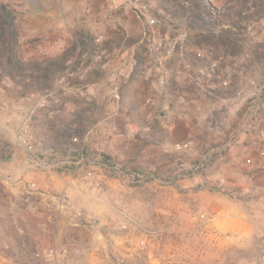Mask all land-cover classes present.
Instances as JSON below:
<instances>
[{"label":"rangeland","instance_id":"rangeland-1","mask_svg":"<svg viewBox=\"0 0 264 264\" xmlns=\"http://www.w3.org/2000/svg\"><path fill=\"white\" fill-rule=\"evenodd\" d=\"M224 1L211 0L217 7ZM0 2L20 13L26 58L58 54L78 32L90 43L124 36L121 47L105 53V67L84 46L53 91L19 96L10 84L2 97L0 264H48L50 248L59 264H264V61L249 51L264 42V17L244 31L238 55L216 59L194 45L184 19L160 0ZM178 32L184 37L157 72L147 45ZM128 40L136 42L125 46ZM136 52L144 57L140 72ZM199 66L207 67L206 75H197ZM252 79L261 93L249 96ZM220 88L234 93L219 97ZM87 104L94 122L80 141L73 139L78 145L45 140L46 119H70ZM183 142L189 148L174 149ZM93 151L110 155L124 173L109 177L111 184H94V172L105 173ZM63 164L76 168L60 171ZM65 172L108 191L105 199L114 207L103 202L104 225L91 228L84 217L60 232L69 198L58 175ZM44 194L47 207L39 201ZM131 237H143L145 246L131 244Z\"/></svg>","mask_w":264,"mask_h":264},{"label":"trees","instance_id":"trees-1","mask_svg":"<svg viewBox=\"0 0 264 264\" xmlns=\"http://www.w3.org/2000/svg\"><path fill=\"white\" fill-rule=\"evenodd\" d=\"M159 4L166 10L167 6L172 7L169 12L184 19L186 27L192 32L194 45L198 49L210 52L216 59L225 55H238L242 49L244 31L250 23L264 17V0H225L219 7L213 5L211 0H160ZM154 14L159 15L156 11ZM19 19L18 10L7 3L0 2V78L8 80L19 96L53 91L57 80L66 70L74 69V64L78 62V56L82 55L84 46H89L91 54L94 55L99 50L111 52L123 45V35L102 40L101 43H90L88 41L92 39L88 34L78 32L74 34L72 42L60 53L26 58L21 45ZM135 42L136 40H128L125 46ZM139 47V50H145V42ZM249 51L253 60L264 61V42L253 43ZM196 57L199 60L203 59L202 56ZM134 59L136 60L135 70L140 72L139 65H142L144 57L136 52ZM118 93L123 97L121 91ZM233 93L230 88L217 90L218 96L224 98L232 96ZM92 111L91 104H87L75 110L70 119L64 120L57 114L50 116L45 121V140L64 146L78 145L72 141L75 138L80 141L94 122L90 119ZM76 149L79 150L80 147ZM124 153L127 155L125 151ZM80 154L83 157L88 154L83 146ZM92 154L98 155L97 164L103 168L108 177L113 178L124 173L123 168L110 155L96 151ZM75 168L76 166L68 164L58 167L60 171H73Z\"/></svg>","mask_w":264,"mask_h":264},{"label":"crops","instance_id":"crops-1","mask_svg":"<svg viewBox=\"0 0 264 264\" xmlns=\"http://www.w3.org/2000/svg\"><path fill=\"white\" fill-rule=\"evenodd\" d=\"M88 101L92 103L93 100L90 99ZM65 173L64 174L61 173L62 175H58V183H59L58 185L60 187V190L65 191L63 197L67 196L69 198L68 200H66V202L68 203L67 208H66L67 211L66 209L65 210L61 209V212L59 214L61 215V213L64 212L62 220H61L60 232L63 230L64 226L70 229V226H67L68 224L73 227L81 225L80 220L81 218L84 219V217H85V221L87 222H89L88 217H90L91 221L88 224L89 226H91V228L94 227V224L100 223V225H104V222H100V219H101L100 216L103 213L102 212L103 207H105L103 205V202L105 203V200H106L105 198L108 194V191L104 189L102 186H95L94 184L98 185L100 181L111 184L112 178L106 177L102 172H94L95 174H93L92 179L96 181L94 182V184H92V183H89L91 180L88 181L89 178H87L86 176H80V174H74V173H68V172H65ZM102 182L100 183L102 184ZM46 196L49 197L48 195ZM46 196H41L39 199L41 205L42 206L44 205V207H47L48 205H50V200H49L50 197L46 198ZM75 198H76V201H73V199ZM76 202L81 203V206H79V209H77V206H75ZM106 202L109 205L108 209L109 207H114L112 202L107 201V200ZM45 204L47 205L45 206ZM58 205L60 207H64V205L61 203V200L58 202ZM95 222H98V223H95ZM41 225H42L41 226L42 229H44L45 227H48V223H46L45 221H43ZM66 227L64 228V231L68 230L66 229ZM48 230H49V227H48ZM41 244L43 243L41 242L40 244H38V246L41 247Z\"/></svg>","mask_w":264,"mask_h":264},{"label":"built area","instance_id":"built-area-1","mask_svg":"<svg viewBox=\"0 0 264 264\" xmlns=\"http://www.w3.org/2000/svg\"><path fill=\"white\" fill-rule=\"evenodd\" d=\"M150 22L153 23L154 20L150 19ZM184 37V34L182 32H178L174 38H167V37H159L157 39H153L152 42H150L147 45V55L149 58L154 59V66L155 70L157 72L160 71L161 68V62L163 59H166L168 56L173 54V52L176 49L177 41L182 39ZM105 50H99L97 51L93 57L94 60L99 64L100 67H105L107 62L104 60L105 58ZM70 71L66 70V72L61 76L59 79V83L63 82L67 77L70 75ZM196 73L198 76H204L207 74V67L206 66H199L196 68ZM10 83L8 80L1 79L0 80V110H3L5 108V102L2 100V97L5 96L6 92L9 90ZM248 94L249 96L258 95L261 93V89L257 85L256 81L254 79L250 80L248 83ZM241 92V91H240ZM24 132V131H23ZM25 136L24 133H19V136ZM27 137V136H26ZM24 142H26L24 140ZM189 148V142H183V143H176L174 144L175 150H183ZM129 242L135 246L138 247H144L145 246V239L143 237L140 238H130ZM65 250H63L62 253H64ZM46 261L48 264H59L58 260V251L55 248H50L45 253Z\"/></svg>","mask_w":264,"mask_h":264}]
</instances>
